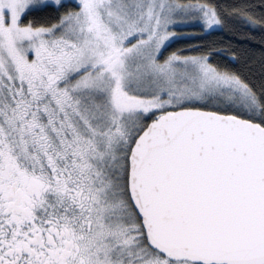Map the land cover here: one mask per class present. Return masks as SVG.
Returning <instances> with one entry per match:
<instances>
[{"label":"rangeland","instance_id":"1","mask_svg":"<svg viewBox=\"0 0 264 264\" xmlns=\"http://www.w3.org/2000/svg\"><path fill=\"white\" fill-rule=\"evenodd\" d=\"M66 1L77 2L80 12L52 27L22 23L29 10ZM195 24L206 32L222 27L216 10L205 3L0 0V151L15 150L26 160V148L37 145L43 152L58 149L61 164L82 157L76 164L94 198L89 223L102 264H109L106 249H115L114 240L134 242L125 222L132 221L133 232L140 228L126 203L124 155L150 115L203 101L258 110L251 89L205 56L163 53ZM45 127L51 136L56 132L53 147ZM139 236L144 243L141 228ZM137 252L148 259L144 264H167L140 240Z\"/></svg>","mask_w":264,"mask_h":264},{"label":"water","instance_id":"2","mask_svg":"<svg viewBox=\"0 0 264 264\" xmlns=\"http://www.w3.org/2000/svg\"><path fill=\"white\" fill-rule=\"evenodd\" d=\"M128 191L150 245L172 261L264 264V126L197 107L142 130Z\"/></svg>","mask_w":264,"mask_h":264},{"label":"flooded vegetation","instance_id":"3","mask_svg":"<svg viewBox=\"0 0 264 264\" xmlns=\"http://www.w3.org/2000/svg\"><path fill=\"white\" fill-rule=\"evenodd\" d=\"M41 104L30 107L28 118ZM50 130L45 127L53 147L56 132L51 136ZM27 153L30 159L24 161L15 150L11 154L0 151V264H102L89 223L94 198L76 164L82 157L74 155L61 164L58 149L43 152L37 145L27 147L23 156ZM125 224L135 240L128 245L114 240L115 249H106L109 264H144L148 259L138 254V240L154 249L148 240L142 242L141 224L134 232L132 221ZM161 256L167 264L174 263Z\"/></svg>","mask_w":264,"mask_h":264},{"label":"trees","instance_id":"4","mask_svg":"<svg viewBox=\"0 0 264 264\" xmlns=\"http://www.w3.org/2000/svg\"><path fill=\"white\" fill-rule=\"evenodd\" d=\"M178 1L184 4L205 3L212 6L222 22V27L206 32L197 24L190 25L185 28L186 34L180 35L165 46L163 53L205 56L218 71L236 76L245 83L256 95L259 106L258 110L242 112L243 110L234 109L233 105L221 106L211 101H203L182 104L175 109L197 107L222 113H227L226 109L238 111L241 113L238 116L259 122L264 126V0ZM79 12L80 5L74 1L62 2L60 5L47 4L26 12L22 23L33 27H52L61 23L67 16ZM157 114L148 117L134 139ZM133 141L125 155L123 153L127 165L124 191L128 190V158ZM126 196L128 201L127 191ZM127 205L132 206L130 201ZM137 218L140 222V218L138 216ZM141 228L145 237L143 239L146 241V232L143 226Z\"/></svg>","mask_w":264,"mask_h":264}]
</instances>
